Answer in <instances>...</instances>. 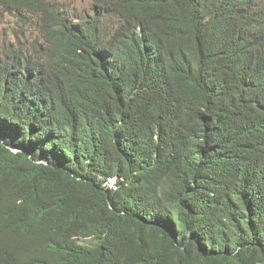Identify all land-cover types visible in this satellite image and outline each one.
Instances as JSON below:
<instances>
[{"label":"trees","instance_id":"16d2710c","mask_svg":"<svg viewBox=\"0 0 264 264\" xmlns=\"http://www.w3.org/2000/svg\"><path fill=\"white\" fill-rule=\"evenodd\" d=\"M0 264H264V0H0Z\"/></svg>","mask_w":264,"mask_h":264},{"label":"rangeland","instance_id":"374dc122","mask_svg":"<svg viewBox=\"0 0 264 264\" xmlns=\"http://www.w3.org/2000/svg\"><path fill=\"white\" fill-rule=\"evenodd\" d=\"M50 9L59 13H69L71 15L85 16L92 12L95 0H44ZM15 14H6L2 27L4 28V34L9 42L22 41L26 45H30L34 42H42L44 40L41 35L36 21L31 17L26 18L25 22L20 20V16ZM110 183L112 181L109 180Z\"/></svg>","mask_w":264,"mask_h":264}]
</instances>
